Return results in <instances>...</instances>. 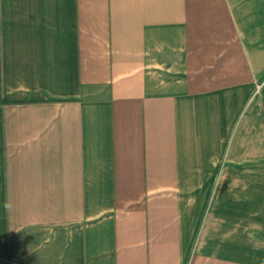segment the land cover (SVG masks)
<instances>
[{
    "label": "crops",
    "instance_id": "0c3cea01",
    "mask_svg": "<svg viewBox=\"0 0 264 264\" xmlns=\"http://www.w3.org/2000/svg\"><path fill=\"white\" fill-rule=\"evenodd\" d=\"M0 264H264V0H0Z\"/></svg>",
    "mask_w": 264,
    "mask_h": 264
}]
</instances>
